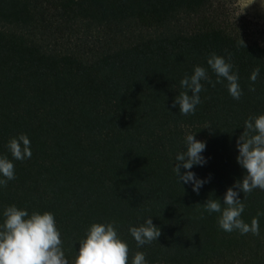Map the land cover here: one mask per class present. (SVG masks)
I'll list each match as a JSON object with an SVG mask.
<instances>
[{
    "label": "trees",
    "instance_id": "obj_1",
    "mask_svg": "<svg viewBox=\"0 0 264 264\" xmlns=\"http://www.w3.org/2000/svg\"><path fill=\"white\" fill-rule=\"evenodd\" d=\"M213 52L233 65L240 99L201 81V103L181 115L171 107L180 79L198 65L214 83ZM262 112L264 32L225 0H0V155L12 159L6 142L21 133L32 153L12 160L0 208L51 212L69 264L85 229L111 221L128 264L137 251L147 264H264V191L242 200L259 235L221 230L200 205L222 204L241 178L236 141ZM189 133L206 145V163L190 169L206 181L198 193L172 169ZM147 217L160 236L137 248L128 228Z\"/></svg>",
    "mask_w": 264,
    "mask_h": 264
},
{
    "label": "clouds",
    "instance_id": "obj_2",
    "mask_svg": "<svg viewBox=\"0 0 264 264\" xmlns=\"http://www.w3.org/2000/svg\"><path fill=\"white\" fill-rule=\"evenodd\" d=\"M206 63L217 79L213 83L207 70L198 65L193 67L191 75L185 74L179 81V87L184 91L178 92L171 105L172 108L178 107L181 115L194 114L196 106L201 103L200 93L205 90L201 81L213 87L224 83L234 100H239L242 95L239 76L230 62L213 52L206 58ZM259 75V68L252 70L248 77L251 84H255ZM249 91L255 89L250 85ZM242 128L243 132L235 145L238 153L235 160L245 171L239 180L225 190L222 204L218 198L212 197L200 205L208 214H219L217 224L221 230L259 235L257 217L264 215V212L258 211L257 217H253L250 223L244 222L241 215L245 209L242 200L246 194L254 189L264 191V112L250 115ZM194 134L185 136L184 148L175 154L172 169L179 184H191L192 191L198 193L206 181L197 178L190 169L206 163L202 156L206 145L196 140ZM5 147L12 159L0 155V189L15 179L12 160L23 161L32 155L30 140L23 133L10 138ZM181 168L185 170L183 173ZM240 193L243 194L242 199L239 198ZM128 232L137 248L157 242L160 236L158 227L153 225L150 217L138 226H129ZM76 243L79 247L74 250L71 264H128V246L119 237L114 221L91 223L85 229L83 238ZM0 264H69L54 215L48 211L29 212L14 204L0 208ZM131 264H147L145 254L140 251L134 253Z\"/></svg>",
    "mask_w": 264,
    "mask_h": 264
},
{
    "label": "rangeland",
    "instance_id": "obj_3",
    "mask_svg": "<svg viewBox=\"0 0 264 264\" xmlns=\"http://www.w3.org/2000/svg\"><path fill=\"white\" fill-rule=\"evenodd\" d=\"M238 20L264 32V0H225Z\"/></svg>",
    "mask_w": 264,
    "mask_h": 264
}]
</instances>
